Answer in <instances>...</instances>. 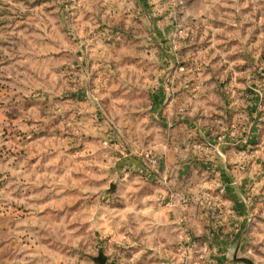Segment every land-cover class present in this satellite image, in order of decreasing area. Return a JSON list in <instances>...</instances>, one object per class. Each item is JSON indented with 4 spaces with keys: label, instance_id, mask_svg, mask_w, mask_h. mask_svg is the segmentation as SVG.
<instances>
[{
    "label": "rangeland",
    "instance_id": "rangeland-1",
    "mask_svg": "<svg viewBox=\"0 0 264 264\" xmlns=\"http://www.w3.org/2000/svg\"><path fill=\"white\" fill-rule=\"evenodd\" d=\"M0 264H264V0H0Z\"/></svg>",
    "mask_w": 264,
    "mask_h": 264
}]
</instances>
